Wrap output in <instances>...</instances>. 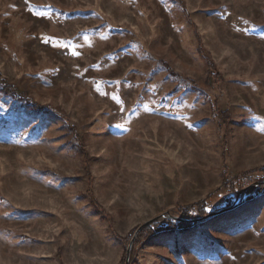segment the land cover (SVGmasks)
I'll return each instance as SVG.
<instances>
[{"label":"rangeland","instance_id":"1","mask_svg":"<svg viewBox=\"0 0 264 264\" xmlns=\"http://www.w3.org/2000/svg\"><path fill=\"white\" fill-rule=\"evenodd\" d=\"M177 1L0 0V78L45 107L0 93V264H126L210 195L132 264H264V0Z\"/></svg>","mask_w":264,"mask_h":264},{"label":"trees","instance_id":"2","mask_svg":"<svg viewBox=\"0 0 264 264\" xmlns=\"http://www.w3.org/2000/svg\"><path fill=\"white\" fill-rule=\"evenodd\" d=\"M177 1V0H175ZM178 2V1H177ZM0 93L3 95L16 99L18 101L24 102L26 105L30 107V109H34L36 111H45L44 106H40L39 104L35 103L33 100L28 98V95L17 90L15 87L7 83L5 79L0 78ZM251 173H261L264 175V168H261L259 170L253 171ZM249 173H243L235 177L233 180H227L225 178V183L223 186V190L229 191L233 195H239V191L243 188H246L245 186L248 184L247 181L250 180L248 177ZM252 179V178H251ZM249 185V184H248ZM264 192V186L260 187L258 190L255 191L253 196L260 195ZM251 196L249 200L246 202H250L254 197ZM213 199V195H210L207 199L196 203L194 205H190L187 207H182L179 212L188 217H194L193 215L196 214L197 216L203 218L208 215V209L212 207L211 201ZM223 215V214H222ZM221 214L217 216L216 218L222 216ZM214 218V219H216ZM195 227V224L191 223H180V222H174V221H168L165 223H156L146 229H144L138 236L132 250V256H131V264L134 260L136 249L138 248V245L142 243L144 239H146L149 236H154L158 233L162 232H168V231H175V230H188ZM143 239V240H142Z\"/></svg>","mask_w":264,"mask_h":264},{"label":"water","instance_id":"3","mask_svg":"<svg viewBox=\"0 0 264 264\" xmlns=\"http://www.w3.org/2000/svg\"><path fill=\"white\" fill-rule=\"evenodd\" d=\"M264 184V182H260L257 185H262ZM229 209H221L218 210L216 212L210 213L207 216L203 217V218H181L178 216H173L170 213H166L165 215L156 218L154 220H150L148 221L146 224H144L142 227H140L137 232L135 233L129 247L127 250V259H126V264H131V256H132V250H133V246L137 240V237L139 236V234L147 227L153 225L154 223H159L161 222L162 218H164L165 220H170V221H174V222H180V223H191V224H198V223H204L207 222L217 216H219L220 214H222L225 211H228Z\"/></svg>","mask_w":264,"mask_h":264}]
</instances>
